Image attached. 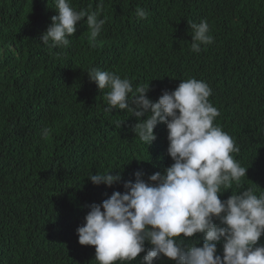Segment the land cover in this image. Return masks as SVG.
<instances>
[{
  "label": "clouds",
  "instance_id": "obj_1",
  "mask_svg": "<svg viewBox=\"0 0 264 264\" xmlns=\"http://www.w3.org/2000/svg\"><path fill=\"white\" fill-rule=\"evenodd\" d=\"M23 1L24 6L39 2L33 21H28L33 27L29 30L36 28L37 40L48 47L42 55L26 47L23 39L19 41L30 51L25 67L30 86L47 82L54 87L72 73L87 74L91 90L107 102L105 111L114 114L119 109L125 114L131 135L146 145L155 139L168 140L155 146L150 156L154 167H143L151 174L147 181L137 171L135 182H124L125 192L114 191L100 204L89 206L76 232L81 245L95 246L94 261H133L144 252L143 264H153L161 254L172 264H264L262 173L256 177L249 159L232 155L248 132L259 138L264 130L255 108L238 102L236 95L242 89L251 90L250 67L260 72L256 76L263 83L262 67L238 59L236 67L242 69L210 77L207 83L188 76L171 90L158 83L157 61L152 57L166 49L173 54V42L164 50L152 47L143 54L116 46L118 40H134L142 31L140 22L148 13L139 7L125 8L138 0L105 4L80 0L82 6L70 5L71 0H21V5ZM113 6L128 25L120 18L105 26L108 8ZM191 16L181 18L173 34L181 28L192 29L191 50L198 53L213 37L208 35L206 20ZM43 106L37 104L41 110ZM246 148L264 166V147L257 143ZM122 154L142 159L143 148L140 142L134 143ZM88 178L107 186L121 180L111 170ZM145 241L150 248H145Z\"/></svg>",
  "mask_w": 264,
  "mask_h": 264
},
{
  "label": "trees",
  "instance_id": "obj_2",
  "mask_svg": "<svg viewBox=\"0 0 264 264\" xmlns=\"http://www.w3.org/2000/svg\"><path fill=\"white\" fill-rule=\"evenodd\" d=\"M94 1L101 3L88 0V4ZM108 1L102 0V4ZM20 3L0 0V37L8 30L18 34L25 29L28 34L23 38L24 45L45 55L47 45L37 40V29L30 31L33 27L28 23L33 21L39 2L28 6ZM70 5L83 4L71 0ZM138 7L148 13L140 22L142 31L134 40H118L116 46L143 54L152 47L164 50L168 42H173V54L166 49L161 56L152 57L157 61L155 73L163 87L174 90L188 76L204 78L207 83L210 77L242 69L241 65L236 67L242 58L258 63L264 75V0H138L125 8ZM119 12L115 6L108 8L105 26L118 23L123 18ZM188 15L206 20L208 35L213 37V42L202 44L198 53L191 50L192 29L181 28L173 34L179 28L177 22ZM8 24L14 26H5ZM28 65L23 54L14 58L10 55L0 64V264H99L93 259L95 246L78 242L77 227L84 223L90 205L100 204L114 191L125 192L124 182H135L137 171L147 181L151 174L144 168L154 167L150 156L157 144H168L167 137L146 145L131 135L125 114L119 109H114V114L105 111L107 102L101 93L91 90L87 74L72 73L70 79L54 87H48L47 82L34 87L18 78L28 80ZM249 72L251 90L242 89L236 95L238 102L255 108L264 127V77L262 83L256 76L260 72L253 67ZM211 84L217 92L216 84ZM40 102L44 103L43 110L37 108ZM247 134L237 143L239 151L232 155L237 153L240 159L252 162L256 177L262 173L260 184L264 182V166L246 144L264 147V130L259 138ZM138 142L143 148L142 159L122 154ZM110 170L121 176L111 186L93 184L88 178ZM150 247L145 241V248ZM144 254L114 264H143ZM172 263L163 254L153 260V264Z\"/></svg>",
  "mask_w": 264,
  "mask_h": 264
},
{
  "label": "bare ground",
  "instance_id": "obj_3",
  "mask_svg": "<svg viewBox=\"0 0 264 264\" xmlns=\"http://www.w3.org/2000/svg\"><path fill=\"white\" fill-rule=\"evenodd\" d=\"M5 26H14V25L8 24ZM26 34H28V33L26 32L25 29L20 30L18 34L8 30L7 33L3 37H0V64L1 65L6 61V58L10 57V55L14 58V57L22 55V54L26 55V57L28 59V64H29V62H30V58H29L30 51L22 48L19 45V41L21 39H23ZM7 51L10 55L7 54ZM15 51H18V52L15 53ZM23 51H24V53H27V54H24ZM10 71L16 73L14 68H10ZM17 76H18V74H17ZM18 78L25 83L28 82V80H23L19 76H18ZM1 94H3V93L0 92V95ZM36 113H37V110H36Z\"/></svg>",
  "mask_w": 264,
  "mask_h": 264
}]
</instances>
